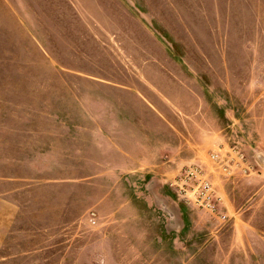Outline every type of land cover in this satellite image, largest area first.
I'll use <instances>...</instances> for the list:
<instances>
[{
    "label": "rangeland",
    "instance_id": "obj_1",
    "mask_svg": "<svg viewBox=\"0 0 264 264\" xmlns=\"http://www.w3.org/2000/svg\"><path fill=\"white\" fill-rule=\"evenodd\" d=\"M256 154L264 0H0V264H264Z\"/></svg>",
    "mask_w": 264,
    "mask_h": 264
},
{
    "label": "built area",
    "instance_id": "obj_2",
    "mask_svg": "<svg viewBox=\"0 0 264 264\" xmlns=\"http://www.w3.org/2000/svg\"><path fill=\"white\" fill-rule=\"evenodd\" d=\"M236 156L240 160L244 159L239 152H237ZM237 167L242 169L238 163ZM245 170H247V168L242 169L241 171ZM196 178V174L192 170H188L184 173L183 181H181L180 184L177 182L174 184L175 188L178 190L180 199L186 204L193 203V205L199 206L209 211L211 214H216L218 219H220L223 223H226L228 221V217L225 214H220L219 210H217L219 198L208 181L198 179L191 189L187 187V184H190L191 181Z\"/></svg>",
    "mask_w": 264,
    "mask_h": 264
},
{
    "label": "water",
    "instance_id": "obj_3",
    "mask_svg": "<svg viewBox=\"0 0 264 264\" xmlns=\"http://www.w3.org/2000/svg\"><path fill=\"white\" fill-rule=\"evenodd\" d=\"M256 159L264 165V157L261 154H256Z\"/></svg>",
    "mask_w": 264,
    "mask_h": 264
}]
</instances>
